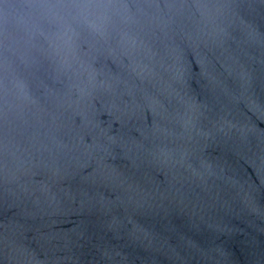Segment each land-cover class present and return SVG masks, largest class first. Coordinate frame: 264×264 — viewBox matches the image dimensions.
I'll use <instances>...</instances> for the list:
<instances>
[{"label":"water","instance_id":"1","mask_svg":"<svg viewBox=\"0 0 264 264\" xmlns=\"http://www.w3.org/2000/svg\"><path fill=\"white\" fill-rule=\"evenodd\" d=\"M0 264H264V0H0Z\"/></svg>","mask_w":264,"mask_h":264}]
</instances>
